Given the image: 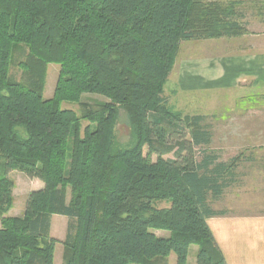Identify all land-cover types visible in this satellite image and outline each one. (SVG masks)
I'll list each match as a JSON object with an SVG mask.
<instances>
[{"label":"trees","instance_id":"trees-1","mask_svg":"<svg viewBox=\"0 0 264 264\" xmlns=\"http://www.w3.org/2000/svg\"><path fill=\"white\" fill-rule=\"evenodd\" d=\"M231 1L0 0V264H53V215L69 220L61 264H188L192 245L195 264H227L207 220L228 215L211 203L237 158L220 161L205 117L171 112L162 93L182 42L244 32ZM17 47L28 51L19 80L8 72ZM50 63L60 72L45 99ZM83 94L108 102L61 108ZM119 108L129 148L114 140ZM14 171L43 184L21 217L6 215Z\"/></svg>","mask_w":264,"mask_h":264},{"label":"rangeland","instance_id":"rangeland-1","mask_svg":"<svg viewBox=\"0 0 264 264\" xmlns=\"http://www.w3.org/2000/svg\"><path fill=\"white\" fill-rule=\"evenodd\" d=\"M234 19L243 26L245 19V0H232ZM228 5V4H225ZM241 26V27H242ZM238 35L222 38L195 39L184 41L180 44L174 64L163 87V97L167 99L168 109L181 116L201 115L205 117V125L211 133L209 151L214 152L220 161L228 162L237 158L235 168V179L219 202H212L213 209L225 211L231 216H256L264 215V94H246L245 90H228V88H207L202 91L194 89L186 94V89L180 84L182 71L184 73L192 70V77L195 82L203 74L197 72V68L204 60L218 59L224 57L228 60V52L221 50L216 53L214 48L206 45L213 43L243 42L247 36V30L242 27ZM225 38V39H224ZM219 39V40H218ZM249 41L252 40L249 36ZM244 44V43H240ZM24 47L13 49L9 65V75L19 80L21 69L18 66L20 60L28 53ZM201 66V65H200ZM199 66V67H200ZM197 69V70H196ZM60 66L58 64H47L44 75L43 97L51 98L58 78ZM187 73V72H186ZM171 74V75H170ZM196 86V85H195ZM108 102L104 97L83 94L78 103L63 102L62 109L74 111L78 116L81 112L80 104H87L90 107ZM88 122L80 121V134ZM114 140L121 148H129L132 145L133 137L130 123L126 112L119 108L113 126ZM144 148L143 154L146 155ZM165 158H172L166 156ZM155 160V157L151 158ZM13 181L12 202L10 209L6 212L10 217H21L24 211L27 196L32 191H37L35 179H29L24 174L14 171L9 175ZM67 199L70 198V187L65 188ZM157 209L169 206V202H152ZM156 235L164 236L167 233L156 231ZM56 236L61 234L56 232ZM55 236V237H56ZM55 264L62 261L63 245L62 240L54 238ZM197 247L190 246L188 250V264H195ZM167 264H175V255L171 254Z\"/></svg>","mask_w":264,"mask_h":264},{"label":"crops","instance_id":"crops-1","mask_svg":"<svg viewBox=\"0 0 264 264\" xmlns=\"http://www.w3.org/2000/svg\"><path fill=\"white\" fill-rule=\"evenodd\" d=\"M245 2L246 22L243 26L240 25L247 30L246 39L243 42H233L224 38L227 41L225 44L206 45L214 48L216 53L220 50L228 52V60L222 57L199 63L201 66L196 69L199 76L210 67L211 73L206 71L196 83L192 70L189 72L187 69V73L182 71L180 84L186 89V94L194 89L202 91L207 88L226 87L228 90H245L246 94H264V0ZM249 36L252 39L250 41ZM35 181L37 189H41L42 182ZM68 222L66 217L53 215L50 219V237L63 241ZM207 225L227 264H264V215L218 216L208 219ZM56 232L62 233V236H56Z\"/></svg>","mask_w":264,"mask_h":264}]
</instances>
